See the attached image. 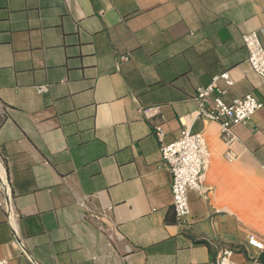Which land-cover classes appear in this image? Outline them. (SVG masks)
Listing matches in <instances>:
<instances>
[{"label":"crops","instance_id":"crops-1","mask_svg":"<svg viewBox=\"0 0 264 264\" xmlns=\"http://www.w3.org/2000/svg\"><path fill=\"white\" fill-rule=\"evenodd\" d=\"M251 32L264 48V0H0V184L13 209L12 225L0 209V261L215 264L229 247L236 264H264L248 244L264 242V107L226 146L194 101L227 72L226 102L264 104ZM157 125L167 143L185 128L211 149L208 198L189 194L186 224Z\"/></svg>","mask_w":264,"mask_h":264},{"label":"built area","instance_id":"built-area-1","mask_svg":"<svg viewBox=\"0 0 264 264\" xmlns=\"http://www.w3.org/2000/svg\"><path fill=\"white\" fill-rule=\"evenodd\" d=\"M243 42L248 52V64L255 74L264 79V48L257 32L244 35ZM129 60L130 55L119 57L120 64ZM219 80L225 81L228 87L233 86L229 74L225 72L213 78L208 86L198 88L194 101L198 106V117L217 122L222 141L226 146H231L236 140L234 127L250 121L264 104L252 95L226 102L224 96L227 91L219 86ZM39 89L40 92H46L47 86ZM154 135L160 147L162 160L172 177L171 193L176 220L178 223L186 224L190 218L189 194L195 192L205 199L208 198L204 180L211 164V149L203 134H193L185 128L180 138L172 143L165 141V131L160 125L154 127ZM0 209L7 213L8 223L12 225L13 209L10 202L5 199L4 185L1 184ZM248 244L259 253H264V242L257 237L250 236ZM234 254V250L229 247L220 248L215 264H236ZM253 262H259V257L254 258ZM0 264L10 263L3 260Z\"/></svg>","mask_w":264,"mask_h":264},{"label":"trees","instance_id":"trees-1","mask_svg":"<svg viewBox=\"0 0 264 264\" xmlns=\"http://www.w3.org/2000/svg\"><path fill=\"white\" fill-rule=\"evenodd\" d=\"M0 157H1L3 162L6 161V156H5V154L3 152L0 153Z\"/></svg>","mask_w":264,"mask_h":264}]
</instances>
